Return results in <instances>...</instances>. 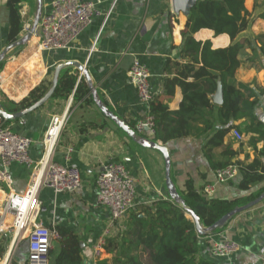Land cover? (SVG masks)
I'll list each match as a JSON object with an SVG mask.
<instances>
[{"label":"crops","instance_id":"0c3cea01","mask_svg":"<svg viewBox=\"0 0 264 264\" xmlns=\"http://www.w3.org/2000/svg\"><path fill=\"white\" fill-rule=\"evenodd\" d=\"M54 0H44V10ZM96 4L100 16L88 27L68 49L44 52L39 50V37L34 36L26 45L12 49L6 56L0 72V103L9 113H16L10 103L20 104L30 93L40 87L48 88L58 65L76 62L89 72L99 98L126 123L136 124L149 111L136 91L130 76L135 61H139L150 72V86L153 101L166 104L171 111H178L183 102L182 88L177 87L173 96L166 94L164 83L177 77L179 70L188 61L181 56L182 31L187 19L173 14L171 0H85ZM253 5V4H252ZM22 31L17 40L28 32L36 0H22L18 5ZM21 8L25 12L20 13ZM252 10V8H248ZM12 24L9 0H0V53L10 44ZM247 35L251 41L264 33V22L257 21ZM199 42L210 41L212 49L230 46L227 35L215 36L211 30H201L195 35ZM253 44L255 50L247 48L240 58V68L235 80L238 84L250 86L258 99L256 115L264 123V53L261 44ZM180 67H178V65ZM68 72L77 75V84L82 82L81 73L70 67ZM192 82V79L188 80ZM87 86V85H86ZM88 88V86H87ZM89 90V89H88ZM75 90L68 97L53 98L40 110L16 121L0 124L13 132L30 138L33 145L30 157L39 162L43 154V140L52 117L66 115L67 120L55 149L56 163L81 171L83 185L74 194H57L42 189L40 220L48 227L64 229L79 237L83 243V264H95L93 245L108 228L109 211L97 202L96 180L107 163L124 165L136 178V207L151 206L159 200L170 201L166 188V167L162 154L134 143L114 122L106 118L93 102L89 90L78 99ZM241 122H239L240 124ZM199 127H203L201 123ZM238 142L230 133L225 144L233 143L240 151L236 161L251 164L257 156L249 145L251 135ZM161 142V141H157ZM163 144V142H161ZM203 138L189 137L166 144L171 158V177L179 193L186 192L191 181L199 192L213 187L209 199L245 200L264 191V182L249 191L239 189L242 181L240 172L227 184H217L215 170L205 154ZM165 145V144H164ZM258 144V151L263 148ZM223 148L214 150L217 161L222 160ZM4 169L0 163V172ZM12 189L0 177V207L11 191L24 194L32 182V169L26 165L13 164L8 168ZM231 240L238 243L240 251L225 259L215 260L221 264H264V201L255 208L241 213L220 232L210 237H199L201 256L214 259L212 246L216 242ZM10 232L0 233V261L11 253L14 264H26L29 255L27 240L17 239ZM60 251L59 241H54L50 252V264ZM109 254L105 260L112 262Z\"/></svg>","mask_w":264,"mask_h":264},{"label":"trees","instance_id":"16d2710c","mask_svg":"<svg viewBox=\"0 0 264 264\" xmlns=\"http://www.w3.org/2000/svg\"><path fill=\"white\" fill-rule=\"evenodd\" d=\"M21 2L9 0L11 44L17 41L23 29L18 11ZM259 20L264 22V0H253L251 11L246 7V0L198 2L182 31L181 56L188 61L177 77L169 78L164 83L169 96L174 95L177 87L182 88L184 98L180 109L171 111L166 104L153 101L150 111L156 126L154 140L166 145L189 137L203 138L206 141L205 154L212 170L236 165L242 175L239 189L243 191H249L264 182V145L260 151L257 147L260 143L264 144V123L256 115L258 99L250 86L238 84L235 80L240 58L247 48L254 51L253 44L259 41L260 50L264 53V33L259 34L255 42L247 38ZM204 29L213 31L217 37L229 36L230 46L214 50L210 41H197L195 35ZM4 65V62L0 64V72ZM189 79L193 81L189 82ZM219 82L223 92L221 106L212 101ZM76 84L77 75L68 72L62 74L54 98L68 97L74 90L78 99L85 97L89 92L85 80ZM46 92L47 88L40 86L20 104L11 102L10 105L13 111H22L39 101ZM4 108L6 110L9 107ZM199 123L203 127H199ZM130 126L134 129V124ZM235 129L251 135L249 145L258 157L249 165L236 161L240 151L234 150L233 143L225 144L226 137ZM217 148L224 149L221 161H217L213 153ZM180 195L205 227H211L236 207L259 196L231 201L209 199L196 190L191 181L186 184V192ZM57 231L60 235V251L53 264H83L79 237L61 228ZM199 237L194 223L178 204L171 200H159L151 206L135 207L129 213L122 232L107 239L106 250L113 256L112 262L103 260L97 264H221L215 261L220 259L201 256Z\"/></svg>","mask_w":264,"mask_h":264},{"label":"built area","instance_id":"2783aa9c","mask_svg":"<svg viewBox=\"0 0 264 264\" xmlns=\"http://www.w3.org/2000/svg\"><path fill=\"white\" fill-rule=\"evenodd\" d=\"M20 13L24 15L23 8ZM100 16L95 3L85 0H54L44 10L35 36L39 37V49L44 52L68 49L82 33L92 25L94 19ZM133 84L140 101L148 106V113L139 119L134 130L137 135L154 139L156 135L155 119L151 115V94L149 70L139 61H135L130 72ZM67 120L66 115L52 117L50 126L43 140V154L39 162L30 157L33 141L16 134L10 127L0 124V163L4 169L0 177L12 189L8 168L13 164H22L33 171L32 182L22 195L13 191L0 207V233L10 232L17 239L27 240L29 255L26 264H50V252L53 242L60 240L57 229L46 226L41 220L42 189H50L57 194H74L83 185L79 169L56 163L53 160L62 131ZM233 137L238 142L244 141V136L238 130H233ZM239 173L236 165L215 171L216 183L227 184L233 181ZM136 178L122 164L107 163L96 180L98 205L107 209L110 214L108 228L93 245L95 264L103 261L109 255L106 250L107 239L116 237L129 213L136 207ZM213 187L203 193L205 197L213 195ZM241 249L240 245L231 240L216 242L212 246V256L225 259L233 256ZM0 264H14L11 253L0 261Z\"/></svg>","mask_w":264,"mask_h":264},{"label":"water","instance_id":"95a60500","mask_svg":"<svg viewBox=\"0 0 264 264\" xmlns=\"http://www.w3.org/2000/svg\"><path fill=\"white\" fill-rule=\"evenodd\" d=\"M36 1H37V8L33 16L31 28L28 30L26 35H24L22 38L15 41L14 43L10 44L2 53H0V64L4 62L7 54L12 49L23 47L35 36L38 30L43 12H44V0H36ZM202 1H206V0H171L173 14H175L176 16L182 15L186 19H188L191 15L192 9L198 4V2H202ZM70 67L77 68L78 71L81 73V78L85 80L88 86V89L91 92V96L93 98L94 103L96 104L98 109H100V111L106 118L114 122L118 128H120L124 133H126V135L140 147L153 149L162 154L164 161H165V167H166V177H165L166 188H167L170 200L178 204L184 210L186 216L190 218L192 222L194 223L196 231L200 237H210V236L215 235V233L218 230L226 227L227 224L232 220V218H234L235 216L241 213L247 212L255 208L256 206H258L260 203L264 201V191H263L256 199H254L253 201L243 206L236 207L230 213L226 214L221 219H219L211 227L203 226L201 223L200 217L186 205V203L184 202L182 196L178 192L172 180L171 158H170L168 147L162 144L161 142H157L154 139H148V138L137 135L135 130L128 123H126L125 120L116 116L107 107V105L104 104L102 100L99 98L97 90L93 85V82H92V79L90 77L88 70L83 65L76 63V62H67V63L58 65L55 69L54 78L51 83V86L48 88L45 95L32 106L22 111L16 112V113H9L5 110V108L0 103V118L3 119V123L20 120L40 110L44 105H46L49 101H51L55 96V93H56V90L59 84L60 74L62 73V71ZM212 101L215 105H218V106H221L223 104V92H222L221 82L218 83V89H217V92L212 96ZM80 245L81 247L84 246L83 243H80Z\"/></svg>","mask_w":264,"mask_h":264},{"label":"rangeland","instance_id":"374dc122","mask_svg":"<svg viewBox=\"0 0 264 264\" xmlns=\"http://www.w3.org/2000/svg\"><path fill=\"white\" fill-rule=\"evenodd\" d=\"M253 0H246V7H248V8H252L253 7ZM36 12V9H34V13ZM32 20H33V17H32ZM31 25H32V22H31V24H30V26H29V28H28V30L31 28ZM251 33H253L252 32V30H251ZM6 60V59H5ZM4 60V61H5ZM6 62V61H5Z\"/></svg>","mask_w":264,"mask_h":264},{"label":"bare ground","instance_id":"6f19581e","mask_svg":"<svg viewBox=\"0 0 264 264\" xmlns=\"http://www.w3.org/2000/svg\"><path fill=\"white\" fill-rule=\"evenodd\" d=\"M29 27H27V29H28ZM40 50V49H39Z\"/></svg>","mask_w":264,"mask_h":264}]
</instances>
